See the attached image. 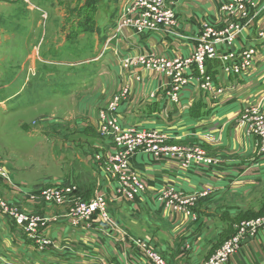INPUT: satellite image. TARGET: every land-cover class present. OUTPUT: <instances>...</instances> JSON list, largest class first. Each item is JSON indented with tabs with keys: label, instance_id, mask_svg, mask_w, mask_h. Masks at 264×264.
Masks as SVG:
<instances>
[{
	"label": "rangeland",
	"instance_id": "1",
	"mask_svg": "<svg viewBox=\"0 0 264 264\" xmlns=\"http://www.w3.org/2000/svg\"><path fill=\"white\" fill-rule=\"evenodd\" d=\"M83 1L53 0L50 3L45 0H28L27 3L26 0H17L14 5L0 6V29L3 30L1 33L10 35V39L3 41L0 46V86L10 82L15 74H20L18 72L19 68L16 66V60L24 56L29 50V46L25 47L21 43L25 39L36 36L37 43L44 42V39H46L47 42L52 40L54 44H60L66 38V35L69 34L72 27L82 30L83 24L86 25V22L93 21V18L88 19V16L81 17L84 15L81 13V9L85 7ZM108 1H100L101 14L107 11L106 8L108 9L107 6L110 3ZM191 2L193 1L179 0L175 4L169 2L165 7L166 11H168V16H171L169 21L145 33L137 31L133 27V23L127 24L121 30H116L115 25L119 21L118 13L121 8L115 14L112 24H108L110 19L97 24L102 30V35L105 34L106 29H114V33L110 35L106 42L114 38L124 40L126 34H130V36H144L145 38L157 35L163 42H168L167 39H171L177 44L190 41L191 50L185 55L178 52L176 54L175 52L169 54H164L163 52L159 54L154 50L124 54L119 60L120 75L123 81L117 91L88 95L86 100H83V98L76 99L79 110H81V107L88 109L89 103H101L104 105V108L97 114L96 124L91 121V116L89 112H86L87 110L76 111V108H70L69 104L57 102L55 98L57 96L56 91L70 95L72 90L78 88V83L82 79L85 80L86 86H90L92 80L95 78V64L88 66L75 64L96 54V44L90 38L91 35H85L83 38L75 40L78 29L73 33L70 32L69 41H66L63 46L57 49L53 45L51 50L52 59L61 60L65 64L54 65L52 68L53 75L45 77L43 69L38 66L37 72L30 78L29 85L25 86L17 97L7 101L5 105H0V211L11 219L14 226L20 228L16 225V220L13 219L17 213L23 214L32 222L37 221L41 223L40 226H37L40 230L47 228L49 223L68 224L74 230L80 228H84L87 231L95 228L106 230L108 233L117 236L127 245L132 246L134 255L138 254L143 259L139 249L131 243V238L135 237V239L148 242L149 249L159 254L169 264L166 257L159 252L157 245L152 242L151 237L154 236L152 234L149 235V233L159 230V216L153 214L147 217V214L141 212L146 204L145 196L147 195L148 184L140 175L138 178H131L129 182L123 181L124 176L131 174L129 170H135L132 168V160L135 159L137 154H152L137 148L134 151L136 153L129 158L127 164L131 169L127 168L124 171H118L116 174L115 164L117 163L114 162V157L115 155L124 154V147L127 144L120 146L117 135L114 132L103 129L100 113L109 111L111 105L118 99L119 103L116 104L118 107L116 114L119 118L121 106L130 102L131 98L135 96V92L140 91L137 87L133 88L132 84L141 85V72L153 73L159 77L158 88L149 93V98L154 95L153 99H157L158 95H160L162 109L168 106L179 105L183 91L190 86H195V88L206 94L214 102H224L227 89L218 82L220 75L218 76L207 71L208 63H218L220 73L224 77L252 79L256 76L260 64V44L264 43V25L261 24L262 26L260 25V27L257 23L264 18V0H206L209 5H215L219 16L223 19L221 28L217 29L215 22L203 19L198 23L197 33L194 36H187L178 28L179 19L176 14L177 8L175 5L183 7L190 5ZM29 4H33L37 8L28 9ZM18 6L28 7V10H34L35 12L27 13L23 9L18 8ZM38 8H42L44 11ZM45 12L48 13V19L43 14ZM93 14L94 11L92 12ZM31 17H33V20H31ZM38 20L41 22L37 25L36 22ZM123 22L127 21H121V23ZM252 29L257 43L255 42L253 45L248 46L240 42L242 35ZM45 32L46 37L42 36ZM183 32L187 33L186 31ZM12 34L15 35L17 42L13 41ZM200 46L206 54L203 56L201 62H196L195 59L199 54ZM160 47L163 48V46ZM241 52H243V56L245 53H249L244 58L246 65L243 68L240 67L238 71H223L220 59L223 60L225 56L237 57ZM149 53L155 55V59H164L165 62L169 58H182L184 61H190L189 65H182L180 68L181 73H183L181 78L187 80V83L180 87L181 82H177L167 71L163 74H157L154 71L147 70L145 67L140 68L136 66L133 67L135 71L131 73L130 70L124 69V64L127 60L135 59L136 61V59H140L139 57L147 56ZM67 63L74 64L70 66ZM144 65L146 66V60ZM24 75L25 73L22 77ZM138 77L139 79H137ZM242 84L244 83L242 82ZM17 85H19L18 82L12 85L10 89L0 92V100L4 97V94L8 95L13 92L17 88ZM170 85L176 87L171 88ZM50 92L52 94H49ZM42 93L44 96L39 97L40 101L32 104V97L34 95L39 96ZM96 95L99 97H95ZM93 96L95 98H92ZM44 98L47 99L48 104L51 103L53 106L41 108L40 105L43 103ZM229 122L241 133L243 138L253 141V157H264V145L260 142L261 137L257 134L259 132L255 130L261 128L262 124H264V110L261 103L254 102L242 105L238 111V116ZM135 128L146 131L145 133L149 134L164 135V145L167 146L176 145L177 147L199 148L197 145L173 144L162 131L157 129L144 130L138 127ZM55 134H57V139L62 142V145L63 143L71 145L73 149L69 150L77 151L81 159L85 160L86 164L94 169L97 176L96 180L100 178V181L94 183L91 194H85L74 183L73 179L69 181L61 177V172L55 162H52L49 166V163L44 166V158L49 154L51 149L53 150L54 157H58L61 154L53 140ZM201 137L203 139L212 138L214 140V136L210 134H204ZM89 143L92 145L96 143L97 145L89 147ZM199 150L204 153L207 159L212 160L213 164L217 162L214 159L215 157H211L210 154L208 155L205 149L199 148ZM152 156L159 160L162 158L173 160L163 156ZM194 165L208 166L205 163H196ZM178 166L183 168L180 164ZM138 182L144 184V188L141 191L140 187L135 185ZM129 188L136 189V193L133 189L131 192ZM161 191L162 189L156 194L147 196H150V202L155 205V208L158 207V209L169 211L165 208V203L158 197ZM179 192L182 194L180 195L181 197L191 198L189 199L191 200L190 205H188L189 212L190 215H196V220H192L191 216L187 217L179 212L172 213L170 211L172 214H179L187 219V227L183 228L185 235L191 234L190 231L195 228L193 224L198 220L195 211L196 207L202 208L204 205L205 208H212L215 204H223L225 207L232 206L233 210L239 208L245 211L241 216L240 222L235 227L242 222L259 219L264 216V197H261L258 201L261 203L259 206L254 207L251 205L257 201L256 198L258 199L261 192L245 196L243 199L234 194H217V196H210L204 200L201 199L204 197L201 194L195 197L186 195L178 190ZM193 198L194 200H192ZM228 198L229 201L226 202ZM239 203L242 205L238 207ZM245 204L247 206L244 208ZM81 208H84V211H80ZM225 212L228 216L231 215L230 209ZM144 216L145 221L148 220L150 222L151 219V222L148 224H145L144 221L140 222ZM131 224L136 226H131ZM20 229L24 235H27L25 230ZM209 229V227H205L202 231H209ZM234 234L235 229L228 239L232 238ZM144 235L146 237H143ZM228 239L222 241L220 246ZM37 242H41L40 245L43 247L38 246L39 251L51 245L45 239ZM179 264L189 263L186 259H182Z\"/></svg>",
	"mask_w": 264,
	"mask_h": 264
},
{
	"label": "crops",
	"instance_id": "2",
	"mask_svg": "<svg viewBox=\"0 0 264 264\" xmlns=\"http://www.w3.org/2000/svg\"><path fill=\"white\" fill-rule=\"evenodd\" d=\"M16 1L0 0V6L14 5ZM45 1L51 3L53 0ZM128 1L130 0H109L108 9L106 8L107 11L102 14L100 4L103 0L95 6L93 15L86 7L81 9V13L84 14L81 17L88 16V19L93 18V21L86 22V25L83 24L82 30L72 27L70 32L73 33L77 30L75 40L83 38L85 35H91L90 38L96 44V54L75 64H81L80 66L95 64L96 75L90 86H86L85 80L82 79L78 83L79 86L77 85L78 88L72 90L70 95L56 91L57 102L69 104L70 108H76L78 111L79 106L76 99L86 100L88 95L117 91L123 81L120 75L119 60L126 53L154 50L159 54L163 52L164 54L174 52L176 54L178 52L185 55L190 52V41L177 44L173 40L167 39L168 42H163L157 35L145 38L144 36L126 34L124 40L114 38L106 42L114 33V29H106L105 34L102 35V30L97 24L108 19H110L108 24H112L117 11ZM191 1L193 2L188 6L175 5L179 19L178 28L183 34L194 36L198 31V23L203 19H209L215 22L217 29L221 28L223 19L219 16L215 5H209L206 0ZM112 6L113 8H111ZM18 8L27 13H34V10L28 9L37 7L29 4V8L25 6H18ZM38 9L43 10L42 8ZM43 14L46 19L49 18L47 12ZM40 22L38 20L36 24L38 25ZM261 24L264 25V18L257 23L259 26ZM253 29L242 35L240 42L248 46L257 43ZM1 32H3L2 29H0V46L3 41L10 39L9 34L4 35ZM69 34L60 44H54L52 40L47 42L46 39L44 42L37 43L36 36L21 42L25 47L29 46V50L16 60L20 74H15L10 82L0 86V92L10 89L17 82L19 85L10 94H4L0 105H5L7 101L17 97L24 87L29 85L30 78L37 72L38 66L43 69L45 77L53 75L54 65L65 64L61 60H53L51 50L53 45L59 49L66 41H69ZM42 36L46 37V32ZM12 39L17 42L14 34H12ZM260 46V64L258 66L260 70L258 69L256 76L252 79L224 77L220 73L218 63L207 64V71L220 75L218 82L227 89L222 103L210 100L195 86H190L183 91L179 105L162 109L160 95L157 99L149 98V93L158 88L160 79L157 75L141 72V85L138 86L132 82V87H137L140 91L135 92L131 101L123 104L119 109L121 123L144 130L157 129L162 131L173 144L197 145L199 148L205 149L208 155L215 157L214 159L217 161L209 167L191 165L185 170L180 168L174 160L164 158L159 160L152 155L137 154L132 160V168L148 184L147 195L156 194L166 186H173L186 195L201 194L202 197L204 195L202 200L210 196H217V194H234L243 199L245 196L261 192L258 199L256 198L257 201L251 205L256 207L261 204L258 201L264 197V157H253V141L243 138L241 133L229 122L238 116L242 105L260 102L264 110V43ZM67 64L72 66L74 63ZM24 73L25 75L22 77ZM42 96H44L43 93L39 96L34 95L32 104L40 101L39 97ZM228 103L230 104L227 105ZM46 106L53 105L48 104L47 99L44 98L40 107ZM103 108L104 105L101 103H89L88 109L81 107V110H87L91 121L96 124L97 114ZM33 109L36 111L35 108ZM204 134L213 135L214 140L212 138L203 139L201 136ZM216 136L218 137L216 138ZM53 140L61 154L54 157L51 149L44 158V166L55 162L61 172V177L69 181L73 179L85 194H91L94 183L100 181V178L96 180L94 169L81 159L77 151L69 150L73 149L71 145L67 143L62 145V142L57 139V134ZM94 145L97 144L89 143V147H94ZM147 195L145 196L146 204L141 212L147 214V217L153 214L159 216V230L149 233V235L154 236L151 237L152 242L157 245L159 252L166 257L169 264H179L182 259H186L189 264L204 262L215 252L222 241L234 233L235 225L240 222L241 216L245 212L239 208L233 210L232 206L225 207L223 204H215L212 208H205V205L202 208L196 207L198 220L193 224L195 228L190 231L191 234L185 235L183 228L187 227V219L182 215L155 208V205L150 202V196ZM228 201L229 198L226 202ZM241 205L239 203L237 206ZM245 206L247 205L245 204L244 208ZM225 209H230L231 215L228 216ZM143 221L148 224L151 219L150 222L145 221L144 216L140 222ZM131 226L135 227L136 225L131 224ZM205 227H209V231H202ZM42 239L48 240L51 245L39 251L37 247H40V242L37 241ZM132 250V246L127 245L106 230L98 228L88 231L84 228L74 230L68 224L63 223H49L47 228L38 229V234L34 238H29L21 232L20 228L12 224L6 214L0 211V264H149L146 260L141 259L140 255L135 256ZM226 264H264L263 231H259L252 240L244 243L241 250L233 255Z\"/></svg>",
	"mask_w": 264,
	"mask_h": 264
},
{
	"label": "built area",
	"instance_id": "3",
	"mask_svg": "<svg viewBox=\"0 0 264 264\" xmlns=\"http://www.w3.org/2000/svg\"><path fill=\"white\" fill-rule=\"evenodd\" d=\"M178 1L179 0H130L121 7V10L118 13L119 21L116 20V30H121L126 27L127 24L133 23V27L141 33L151 31L158 25L169 21L171 16H168L169 14L165 7L169 2L175 4ZM26 2L28 3V0H26ZM124 20L127 22L121 23V21ZM199 48V54L195 59L196 62H201L203 60V56L206 54L201 46ZM248 55L249 53H245L244 57L243 52H241L237 57L225 56L223 60L220 59L223 71L225 70L227 72L229 70L234 72L238 71L240 67L243 68L246 65V60H244V58H246ZM154 56L155 55H151L149 53L147 56L139 57L140 59H136V61L135 59L127 60L124 64V69L130 70L131 73L135 71L133 67L136 66L140 68L145 67L147 70L154 71L157 74H163L165 71H167V73L169 72V74L173 76L177 82H181L180 87L187 83V80L181 78L183 73H181L180 68L182 65H189L190 61H184L182 58H169L168 61L165 62L164 59L160 58L162 60H157L155 59L156 56ZM145 60L146 66L144 65ZM137 79H139V77ZM170 86L171 88L176 87L172 85ZM153 97L154 95L151 98ZM118 103L119 100L116 99L111 105V108H109V111L100 113L103 129L114 132L117 135L120 146L127 144L124 147V154L115 155L114 157V162L117 163L115 164L116 174L118 171H124L125 169L129 168V165H127L129 158L136 153H134V151L137 148H139V150L143 149L156 157L163 156L165 158H171L180 164V166L184 169L189 168L191 165L196 163H205L208 164V166L213 165L212 160L210 161L207 159L204 156V153L199 150V148L177 147L176 145L167 146L164 145V135L145 133L146 131L121 123L116 114L118 110L116 104ZM255 130L259 132L257 134L261 137L260 142L264 145V124H262L261 128ZM129 171L131 174L124 176L125 178L123 181L129 182L131 178H138L139 174H137L135 170L132 169V171ZM135 185L140 187V191L144 188V184L142 182H138ZM129 189L131 192L133 189L136 193V189ZM180 195L182 194L180 192L178 193V190H176L173 186H166L158 194V197L165 203V208H167V210L171 211L172 213L179 212L187 217L191 216L192 220H196V215H190L189 212L188 205H190L191 200L189 199L191 198L187 199L181 197ZM191 196L197 197L198 194ZM192 200H194V198ZM86 209L88 210V208ZM80 211H84V208H81ZM15 215L16 216L13 219L16 220V225L22 228V230H25L29 238H34L39 229L37 226H40L41 223H38L37 221L32 222L23 214L16 213ZM259 231H263L264 233V216L259 219L238 224L235 227V234L232 236V238L226 240L207 260L201 264H226L233 255L241 250L244 243L252 240ZM131 239V243L139 249L141 256L149 264H167L159 254L149 249L148 242L135 238ZM40 247L43 248L41 245Z\"/></svg>",
	"mask_w": 264,
	"mask_h": 264
},
{
	"label": "trees",
	"instance_id": "4",
	"mask_svg": "<svg viewBox=\"0 0 264 264\" xmlns=\"http://www.w3.org/2000/svg\"><path fill=\"white\" fill-rule=\"evenodd\" d=\"M80 1H82V0H80ZM100 1H102V0H84L83 2H84V6L88 9V11L93 12L95 9L94 6H96V4L99 3Z\"/></svg>",
	"mask_w": 264,
	"mask_h": 264
}]
</instances>
